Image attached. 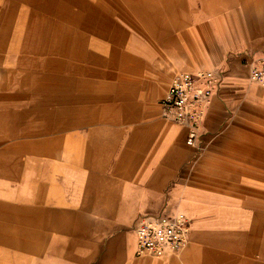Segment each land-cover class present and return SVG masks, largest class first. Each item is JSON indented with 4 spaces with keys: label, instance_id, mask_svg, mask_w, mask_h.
Wrapping results in <instances>:
<instances>
[{
    "label": "crops",
    "instance_id": "obj_1",
    "mask_svg": "<svg viewBox=\"0 0 264 264\" xmlns=\"http://www.w3.org/2000/svg\"><path fill=\"white\" fill-rule=\"evenodd\" d=\"M264 0H0V264H264ZM214 79L196 142L162 115ZM190 241L138 254L136 224Z\"/></svg>",
    "mask_w": 264,
    "mask_h": 264
},
{
    "label": "built area",
    "instance_id": "obj_2",
    "mask_svg": "<svg viewBox=\"0 0 264 264\" xmlns=\"http://www.w3.org/2000/svg\"><path fill=\"white\" fill-rule=\"evenodd\" d=\"M200 76L207 79L206 87L198 84L191 73L178 74L160 102L162 115L166 119L190 126V145L196 142L198 129L205 118L213 89L214 79L209 80V77L213 76L209 73H202ZM251 79L264 84V59L260 66L252 70ZM189 222L182 213L143 217L136 228L138 254L160 258L177 254L190 241Z\"/></svg>",
    "mask_w": 264,
    "mask_h": 264
},
{
    "label": "rangeland",
    "instance_id": "obj_3",
    "mask_svg": "<svg viewBox=\"0 0 264 264\" xmlns=\"http://www.w3.org/2000/svg\"><path fill=\"white\" fill-rule=\"evenodd\" d=\"M205 73V72H204ZM177 214V213H176ZM169 215H173V214H169ZM149 216H152V215H149ZM154 216H159V215H154ZM136 228H137V224H136V226H135V231H136ZM136 234H137V232H136ZM137 237H138V235H137Z\"/></svg>",
    "mask_w": 264,
    "mask_h": 264
}]
</instances>
